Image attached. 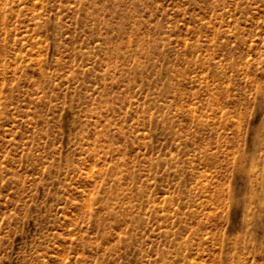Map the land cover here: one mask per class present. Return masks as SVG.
<instances>
[{
    "label": "rangeland",
    "instance_id": "1",
    "mask_svg": "<svg viewBox=\"0 0 264 264\" xmlns=\"http://www.w3.org/2000/svg\"><path fill=\"white\" fill-rule=\"evenodd\" d=\"M0 264H264V0H0Z\"/></svg>",
    "mask_w": 264,
    "mask_h": 264
}]
</instances>
